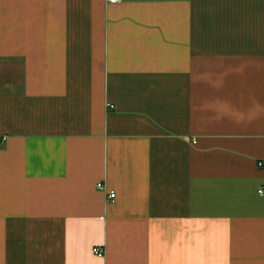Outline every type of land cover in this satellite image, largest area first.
I'll return each instance as SVG.
<instances>
[{
    "label": "crops",
    "instance_id": "0c3cea01",
    "mask_svg": "<svg viewBox=\"0 0 264 264\" xmlns=\"http://www.w3.org/2000/svg\"><path fill=\"white\" fill-rule=\"evenodd\" d=\"M260 161L264 0H0V264H264Z\"/></svg>",
    "mask_w": 264,
    "mask_h": 264
},
{
    "label": "built area",
    "instance_id": "2783aa9c",
    "mask_svg": "<svg viewBox=\"0 0 264 264\" xmlns=\"http://www.w3.org/2000/svg\"><path fill=\"white\" fill-rule=\"evenodd\" d=\"M121 1H122V0H107V2H109V3H118V2H121ZM109 107L113 108L114 105H109ZM259 165L262 166V167H264V162H263V161H260V162H259ZM97 186H98V188L101 189V190H106L105 184H103L102 182L98 183ZM259 193L263 194V193H264V190H263V189H260V190H259ZM108 197H109L110 199H114V198L116 197V192L113 191V190L110 191V192H108ZM94 253H95L96 255L102 257V256H104V253H105V252H104V250H103L102 248H100V247H96V248L94 249Z\"/></svg>",
    "mask_w": 264,
    "mask_h": 264
}]
</instances>
